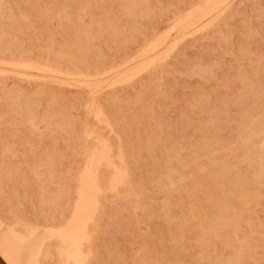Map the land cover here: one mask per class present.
I'll list each match as a JSON object with an SVG mask.
<instances>
[{
	"label": "rangeland",
	"instance_id": "1",
	"mask_svg": "<svg viewBox=\"0 0 264 264\" xmlns=\"http://www.w3.org/2000/svg\"><path fill=\"white\" fill-rule=\"evenodd\" d=\"M213 1L0 0V59L22 65L0 64V259L68 263L47 236L74 212L93 129L111 153L94 168L85 264H264V0L185 25ZM41 61L88 82L28 67Z\"/></svg>",
	"mask_w": 264,
	"mask_h": 264
},
{
	"label": "bare ground",
	"instance_id": "2",
	"mask_svg": "<svg viewBox=\"0 0 264 264\" xmlns=\"http://www.w3.org/2000/svg\"><path fill=\"white\" fill-rule=\"evenodd\" d=\"M227 0H215L209 4H207L206 9L204 11L201 10V12L199 13V15H196L194 17H192V21L187 22V25L190 23V25H194L197 24L195 22H200L203 19H205L206 17H209L208 15H212V12L216 13L218 12L217 10L219 9V7L222 5L224 6V2ZM221 6V7H222ZM220 10V9H219ZM224 11V10H223ZM220 14V13H219ZM207 20V19H206ZM204 21V20H203ZM185 22V21H184ZM183 24V23H182ZM181 24V25H182ZM180 25V24H179ZM181 27V26H180ZM186 27V26H185ZM182 28V27H181ZM180 28V29H181ZM187 28V27H186ZM185 28V29H186ZM179 29V28H178ZM183 29V28H182ZM181 29V31H182ZM180 31V30H179ZM159 41H157L156 43H158ZM161 43V42H160ZM159 44V43H158ZM149 49V47H148ZM157 50V49H154ZM153 50V51H154ZM152 52V51H151ZM150 52V53H151ZM155 52V51H154ZM168 52V51H167ZM156 53V52H155ZM140 54V53H139ZM152 54V53H151ZM154 54V53H153ZM163 55V54H162ZM157 56V55H156ZM158 57V56H157ZM157 57H155V59H157ZM160 57V56H159ZM2 58V57H1ZM6 57H4V59H0V64H5V65H16V66H22L21 64L17 63V62H12V61H8L5 59ZM160 59V58H159ZM49 60V59H48ZM54 60V59H52ZM55 61V60H54ZM51 62V61H41V62H34L31 63L28 67L29 68H33L36 69L38 71H40L41 73L43 72L44 74H51L54 75V78H57V75H62L63 77H67L69 79H73V80H78L79 83L85 84L88 81L85 80H80L81 78H89V75L87 74V72H81V71H72L69 72L70 68H63V65L61 63H55V62ZM134 61V60H133ZM57 62V61H56ZM71 62V61H70ZM126 66L129 63L128 61L125 62ZM132 63V62H131ZM10 64V65H9ZM139 66V65H138ZM127 68L126 70H124L123 72H121L120 74L123 75V79L119 78V81H126L127 79L129 80V78L136 76L137 73H140L142 70L141 68ZM143 72V71H142ZM125 76V78H124ZM121 77V76H119ZM22 78V77H21ZM33 80V79H32ZM127 80V81H128ZM126 81V82H127ZM90 82V81H89ZM108 82V81H107ZM118 82V81H117ZM100 83V81H99ZM80 85V84H79ZM101 85V84H100ZM100 87V86H99ZM98 88V87H97ZM94 94V93H93ZM88 106H89V115L91 117H93L92 119H96L99 122H104L106 124V127L112 128L111 122L110 120L107 118V115L104 111V104L97 101L95 96H92L90 101L88 102ZM95 120V121H96ZM98 122V123H99ZM258 124V122H257ZM256 124V125H257ZM254 125V124H253ZM252 125V126H253ZM105 127V125H104ZM260 127V126H258ZM256 128V127H255ZM263 130V129H262ZM88 135L89 136H93L96 138L97 143L96 146L98 145L97 149H93L90 153V159H89V164L88 166L85 167L84 172L81 176V180H80V188L78 190L77 193V200L74 206V212L72 213V216L66 220V222L62 225V226H58L57 228L54 227L52 228L50 231H48V236L47 237H54L59 239L63 244L69 245L70 248H63L62 252H64L67 255V264H85L84 261V253L81 249V240L86 239L87 238V225H88V217L91 213V210H94L98 207V196L99 193L102 191L101 188V182H100V177L98 176V174H96L97 172L95 171L96 167L100 164V162L105 161L108 162L109 161V154L111 153L110 151V145L107 143L106 140H104L102 138V136H100L99 134H97L95 132V130L90 129V131H88ZM234 135V134H233ZM256 135V134H255ZM221 136V135H220ZM88 137V136H87ZM256 137V136H255ZM111 141V140H110ZM259 141V139H258ZM262 141V140H261ZM229 142V141H228ZM256 149V148H255ZM114 150V148H113ZM229 150V149H228ZM207 151V150H206ZM257 151V150H256ZM255 152V151H254ZM261 152V150H260ZM226 156V155H225ZM259 156V155H258ZM233 157V156H232ZM114 159V158H113ZM113 161V160H112ZM135 161V160H134ZM252 161V160H251ZM215 164V163H214ZM217 164V163H216ZM262 164V163H261ZM139 165V164H138ZM179 167V166H178ZM195 167V165H194ZM197 167V166H196ZM214 167V165H213ZM231 167V166H230ZM264 167V165H263ZM95 168V169H94ZM110 168V167H109ZM261 168V166H260ZM196 169V168H195ZM98 170V169H97ZM264 170V169H263ZM206 171V170H205ZM218 171V170H217ZM111 172V171H110ZM227 172V171H226ZM246 172V171H245ZM261 172V171H260ZM243 174V173H242ZM239 175V174H238ZM259 175V174H258ZM217 176V175H216ZM245 176V175H244ZM263 176V175H261ZM161 177V176H160ZM234 177V176H233ZM256 177V176H255ZM201 178V177H200ZM226 178V177H225ZM224 178V179H225ZM242 178V177H241ZM252 178V177H251ZM203 179V178H202ZM232 179V178H231ZM120 180V179H118ZM156 180V179H155ZM218 180V179H217ZM238 180V179H237ZM251 180V179H250ZM229 181V180H228ZM231 182V181H230ZM243 182V180H242ZM119 183V182H118ZM120 183H123L120 182ZM191 183V182H190ZM221 183V182H220ZM224 183V182H223ZM248 183V182H247ZM167 184V183H166ZM232 184V183H231ZM123 185V184H122ZM260 185V184H259ZM212 186V185H210ZM231 186V185H230ZM237 186V185H236ZM197 188V187H196ZM176 189H179L178 187H176ZM190 189V188H189ZM227 189V188H226ZM258 189V188H257ZM215 190V189H214ZM224 190V189H223ZM228 190V189H227ZM210 191V189H209ZM113 192V191H112ZM102 193V192H101ZM229 193V192H228ZM233 193V192H232ZM243 193V192H242ZM225 194V193H224ZM237 194V193H236ZM244 194V193H243ZM259 194V193H258ZM202 195V194H201ZM261 196V194H259ZM264 195V194H263ZM117 196V195H116ZM198 196V195H197ZM196 196V197H197ZM208 196V195H207ZM228 196V195H227ZM230 196V195H229ZM251 196V195H249ZM256 196V195H255ZM222 197V196H221ZM226 197V196H225ZM224 197V198H225ZM235 197V196H234ZM239 197V196H238ZM232 198V197H231ZM244 198V195H243ZM250 198V197H249ZM258 198V197H257ZM261 197H259L260 199ZM263 198V197H262ZM223 199V198H222ZM240 199V198H239ZM246 199V198H245ZM255 199V198H254ZM204 200V199H203ZM236 200V199H234ZM252 200V199H249ZM197 201V200H196ZM262 201V200H261ZM207 202V201H206ZM209 202V201H208ZM214 202V201H213ZM231 203V202H230ZM240 204H244L245 201L243 200L242 202H239ZM257 203V201H256ZM255 203V204H256ZM239 204V206H240ZM190 206V205H189ZM210 206V205H209ZM258 206V205H257ZM212 207V206H211ZM223 207V206H222ZM161 209V208H160ZM227 209V208H226ZM243 209V208H242ZM255 209V207H254ZM257 210V209H256ZM187 211V210H186ZM200 211V210H199ZM220 211V210H219ZM247 211V210H246ZM185 212V211H184ZM189 214L191 215V219H189V223L191 224L190 226L193 228L194 226L196 228L200 227V224L198 223V219H197V211L193 210V209H189ZM248 213V212H247ZM185 214V213H184ZM145 215V214H144ZM186 216V214H185ZM188 216V215H187ZM242 217V216H241ZM91 218V217H90ZM187 218V217H186ZM211 218V217H210ZM239 218V217H238ZM93 219V218H92ZM244 219V218H243ZM131 220V219H130ZM170 220V219H169ZM218 220V219H217ZM173 221V220H172ZM187 220H182L179 223H175L173 226V233L175 236L177 237H184L186 235V227L188 226V223L186 222ZM202 221V220H201ZM230 223L229 226L230 227H235L237 226L236 222H232L233 218L230 219ZM259 221V220H258ZM204 222V221H202ZM7 223V222H6ZM242 223V222H241ZM264 223V222H263ZM165 224V223H164ZM206 224V223H205ZM208 224V223H207ZM214 226H217V223L213 224ZM151 226V225H150ZM123 227V226H122ZM248 227V226H247ZM90 229V228H89ZM88 229V230H89ZM251 229V228H250ZM254 229V228H253ZM152 230V229H151ZM162 231V230H161ZM158 231L156 233V236L159 238H161V236L165 235L163 232ZM244 231V230H243ZM209 231H204V234L207 236V233ZM89 233H91V231H89ZM252 233V232H251ZM171 235V234H170ZM237 235V234H236ZM195 236V235H194ZM239 237V236H238ZM199 238V237H198ZM206 238V237H205ZM209 238V237H208ZM164 239V238H163ZM192 240V239H191ZM238 240V239H237ZM245 240V239H244ZM204 243V242H203ZM81 245V246H80ZM95 245V243H94ZM93 245V246H94ZM222 245L224 246H230V247H234L233 243L230 242L229 240H223L222 241ZM58 247V246H57ZM83 247V246H82ZM238 247L240 248L241 245H238ZM181 250V249H180ZM84 251H86V249L84 248ZM91 251V250H90ZM178 255V254H177ZM246 256V255H245ZM244 256V257H245ZM40 260V259H39ZM232 260V259H231ZM0 263L1 264H14V262L9 261L6 257H3L2 259H0ZM175 263V262H174ZM201 263V262H200ZM198 264V263H197Z\"/></svg>",
	"mask_w": 264,
	"mask_h": 264
},
{
	"label": "crops",
	"instance_id": "3",
	"mask_svg": "<svg viewBox=\"0 0 264 264\" xmlns=\"http://www.w3.org/2000/svg\"><path fill=\"white\" fill-rule=\"evenodd\" d=\"M1 264V263H0Z\"/></svg>",
	"mask_w": 264,
	"mask_h": 264
}]
</instances>
